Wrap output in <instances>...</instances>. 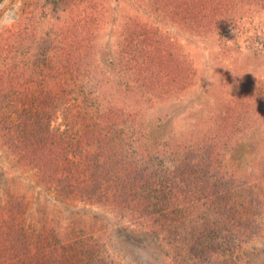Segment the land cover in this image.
<instances>
[{
    "label": "trees",
    "instance_id": "obj_1",
    "mask_svg": "<svg viewBox=\"0 0 264 264\" xmlns=\"http://www.w3.org/2000/svg\"><path fill=\"white\" fill-rule=\"evenodd\" d=\"M204 1L181 0L178 7L170 4L168 12L187 15L192 10L191 18L197 22L191 30L199 33L231 30L224 24L230 5L212 9L207 16L213 25L199 23L198 15L204 18L201 8L194 6ZM64 8L63 14L82 13L70 23L60 21L43 64L27 77L20 73L16 85L6 81L9 73L0 75V102L4 101L0 133L6 146L66 198L110 205L131 212L145 225L168 229L167 238L176 252L173 258H179V264L212 261L217 251H233L237 244L259 235L261 224L256 217L263 216V209L257 213L255 188L235 187L231 175L224 172L222 144L259 118L262 91L232 98L217 129L211 127L215 131L210 140L186 144V151L168 165L158 155L157 163V157L147 152L140 155L139 146L130 143L134 135L141 137L136 131L139 112L103 100L87 87L94 76L89 55L96 46L99 23L95 21L104 6L97 0H75ZM37 30L38 22L30 12L3 29L0 56L21 60L30 54L29 41L38 35ZM126 32L118 60L111 61L128 79L120 83L121 88L148 100L169 95L175 84L182 90L189 88L193 78L174 70L175 65L186 70L185 54L173 49L175 43L159 28L133 23ZM262 178L260 190H264V166ZM18 202H13L18 215L13 207L2 210L1 264H114L104 257L106 244L92 235L65 236L47 224L41 229L27 226L26 207ZM144 245L139 244L138 254L156 262L158 256L143 249ZM221 264L235 261L227 256Z\"/></svg>",
    "mask_w": 264,
    "mask_h": 264
},
{
    "label": "rangeland",
    "instance_id": "obj_2",
    "mask_svg": "<svg viewBox=\"0 0 264 264\" xmlns=\"http://www.w3.org/2000/svg\"><path fill=\"white\" fill-rule=\"evenodd\" d=\"M74 1L0 0V32L15 25L28 12L38 22V35L29 41L30 54L22 55L21 60H15L9 54L0 56V75L9 73L8 83L16 85L20 73L27 77L36 66L43 64L46 49L60 21L70 23L82 13L61 12ZM97 1L104 9L95 21L99 23L96 46L89 55L94 76L87 87L91 92H98L103 100L139 112L136 131L141 137L134 135L135 139L130 143L139 146L140 155L146 152L154 157L160 155L163 163L168 165L172 159L180 158L179 155L186 151V144L211 139L215 131H212L213 126L217 129L232 98L260 90L264 98V0H205L201 6H194L201 8L198 11L204 18L198 15L199 23L209 26L213 25L209 21L212 18L207 15L212 9L230 5L228 19L219 22L227 23L232 29L221 34L191 30V24L197 22L191 18L192 10L186 11L187 15H171L169 5L174 3L173 8L178 7L181 0ZM133 23L159 28L175 43L172 48L185 54L186 70L176 68V65L174 70L193 78L189 88L182 90L175 84L169 95H162L157 100L128 94L121 88L120 83L128 79L111 65V61L118 60L121 47L127 42L126 31ZM1 103L3 105L4 101ZM228 140L222 144L224 172L231 175L235 187L255 188L257 213L263 209V216L256 217L261 229L259 235L237 244L233 251H217L212 261L202 264H221L227 256H232L235 264H264V190H260L264 166V101L261 115L254 124ZM18 199L26 207L27 226L41 229L47 224L56 226L65 236L92 235L96 241L106 244L103 245L104 257L109 256V262L114 264L181 262L179 258H173L176 252L174 244L167 238L168 229L147 222L145 225L131 212L110 205L66 198L54 185L42 182L33 167L21 163L0 133V219L3 208L13 207L18 213V207L13 204L19 203ZM143 243L148 246L144 245L143 249L158 256L156 262L145 261L138 254L137 248Z\"/></svg>",
    "mask_w": 264,
    "mask_h": 264
}]
</instances>
